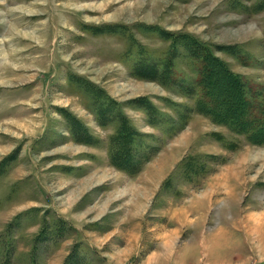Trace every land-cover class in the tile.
<instances>
[{
  "label": "rangeland",
  "instance_id": "obj_1",
  "mask_svg": "<svg viewBox=\"0 0 264 264\" xmlns=\"http://www.w3.org/2000/svg\"><path fill=\"white\" fill-rule=\"evenodd\" d=\"M233 82L264 111V0H0V264H264Z\"/></svg>",
  "mask_w": 264,
  "mask_h": 264
},
{
  "label": "trees",
  "instance_id": "obj_2",
  "mask_svg": "<svg viewBox=\"0 0 264 264\" xmlns=\"http://www.w3.org/2000/svg\"><path fill=\"white\" fill-rule=\"evenodd\" d=\"M208 69L206 71V77H208L210 73V68ZM233 83L234 85L231 83V86H233L232 88L235 89V92L237 90L238 93L236 100L230 97L227 98L226 101L220 102L218 106H202L201 110H204V115L213 118L216 122L229 126L238 133L246 134L254 143L262 144L264 143V120L258 119V115L264 114V111L255 114L256 112L252 110L251 105H249L241 95L239 82ZM224 90L225 92H229L230 89L229 87H225ZM122 155L121 153H114V155H112V162L116 165H118V163H126L120 161L123 160L121 157Z\"/></svg>",
  "mask_w": 264,
  "mask_h": 264
},
{
  "label": "bare ground",
  "instance_id": "obj_3",
  "mask_svg": "<svg viewBox=\"0 0 264 264\" xmlns=\"http://www.w3.org/2000/svg\"><path fill=\"white\" fill-rule=\"evenodd\" d=\"M32 35V34H31ZM27 37V36H26Z\"/></svg>",
  "mask_w": 264,
  "mask_h": 264
}]
</instances>
